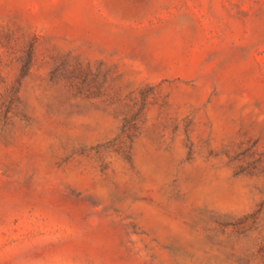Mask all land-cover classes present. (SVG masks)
Here are the masks:
<instances>
[{"label": "rangeland", "instance_id": "obj_1", "mask_svg": "<svg viewBox=\"0 0 264 264\" xmlns=\"http://www.w3.org/2000/svg\"><path fill=\"white\" fill-rule=\"evenodd\" d=\"M0 264H264V0H0Z\"/></svg>", "mask_w": 264, "mask_h": 264}]
</instances>
